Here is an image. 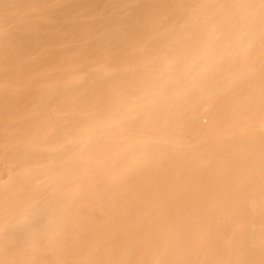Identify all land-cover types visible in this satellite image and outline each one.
<instances>
[{"label": "bare ground", "instance_id": "1", "mask_svg": "<svg viewBox=\"0 0 264 264\" xmlns=\"http://www.w3.org/2000/svg\"><path fill=\"white\" fill-rule=\"evenodd\" d=\"M0 28V264H264V0H0ZM208 108L225 135L168 131Z\"/></svg>", "mask_w": 264, "mask_h": 264}, {"label": "rangeland", "instance_id": "2", "mask_svg": "<svg viewBox=\"0 0 264 264\" xmlns=\"http://www.w3.org/2000/svg\"><path fill=\"white\" fill-rule=\"evenodd\" d=\"M58 1H59V0H58ZM60 1H61V0H60ZM52 2L56 3L55 1H52ZM54 3L51 4V5H55V6H53V7L55 8V7H56V4L58 5L59 3H56V4H54ZM49 5H50V4H49ZM51 5H50V6H51ZM61 5H62V4H60V5H58V6H60L61 8L64 7L63 5H62V6H61ZM58 6H57V7H58ZM48 7H49V6H48ZM48 7H47V9H48ZM61 8H58V9L60 10ZM55 9H56L57 11H59L57 8H55ZM55 9L51 8V10H54V11H55ZM48 10H49V9H48ZM61 10H63V9H61ZM61 10H60V11H61ZM65 10H66V9H65ZM63 12H64V10H63ZM63 12H59V13L61 14V13H63ZM57 13H58V12H57ZM74 16H76V15H74ZM76 17H78V15H77ZM76 17H75V18H76ZM79 18H80V21H78V23H80V22H82V21L85 22V20L82 19V16H81V15H79V17L76 18V20L79 19ZM83 18L85 19V17H83ZM81 19H82V21H81ZM87 19H90V18H86V20H87ZM88 21H89V20H88ZM72 22H76V23H77V21H75V20L72 21ZM69 23H71V22H69ZM82 23H83V22H82ZM164 24H165V23H164ZM164 24L162 23V26H161V27L166 26V24H165V25H164ZM66 25H68V23H67ZM163 25H164V26H163ZM1 27H4V29H3V28H0V30L3 29V30L1 31L2 33H3V32H6V31L9 32V30H7V26H6V25H2ZM65 27H66V26H65ZM70 27H71V26H70ZM73 27H74V26H73ZM73 27H72V28H73ZM161 27H160V28H161ZM66 28H68V27H66ZM72 28H71V29H72ZM5 29H6V30H5ZM72 30H73V29H72ZM7 32H6V33H7ZM65 33H66V32H65ZM66 34H67V33H66ZM215 38H216V39H217V38L220 39V38H221V35L217 34V35H215ZM217 40H218V39H217ZM59 41H60V42H62V41L65 42V40H62V41L59 40ZM54 42H56V41H54ZM57 42H58V41H57ZM63 42H62V43H63ZM44 43H47V44H48L49 42H44ZM62 43H59V42H58V45H59V44H62ZM147 43H148V42H147ZM51 44H53V43H49V45H51ZM55 44H57V43H55ZM73 44H75V43H73ZM52 46H53V45H52ZM55 46H56V45H55ZM56 47H57V46H56ZM56 47H53V48L56 49ZM50 48H52V47H50ZM34 55H35V54H34ZM34 55H33V56H34ZM256 55H260V54L258 53V54H256ZM257 57H259V56H257ZM227 74H228V73L224 74L223 76H226ZM18 83H19V82H18ZM18 83H17V82H15V83H11V85H14V84L17 85ZM128 83H130V82H128ZM22 84H23V85H22ZM18 85H19V86L21 85V86H20V87L18 86V88H17V87L14 85L15 88L20 89V88L22 87L21 89H24V87H26V84L24 85V82H23V83L21 82V84H18ZM14 86H13V87H14ZM127 86H128V85H127ZM127 86H126V89L128 88V90H127L128 93H126V94H130V92H132V91H130V90H132V89H131L132 87H130V85H129L128 87H127ZM8 87H9V85H8ZM11 87H12V86H11ZM11 87H10V88H11ZM15 88H12V89H15ZM26 88H27V87H26ZM195 88L198 89V88H200V87L197 86V87H195ZM120 91H122V90H120ZM123 92H124V91H122V93H123ZM125 92H126V91H125ZM122 93H121V94H122ZM223 93L225 94V91H224ZM226 93H227V91H226ZM228 93H229V92H228ZM228 93H227V94H228ZM121 94H120V92H119V95H121ZM124 94H125V93H124ZM229 94H230V93H229ZM229 94H228V96H229ZM222 95H223V94H222ZM225 95H226V94H225ZM225 95H224V96H225ZM216 96H217V95H216ZM224 96H223V98H225ZM226 96H227V95H226ZM126 97H127V96H126ZM204 97H207V98H204L205 100L202 98L203 101L199 102V104H202V106H205V107H206V104L203 105V103H208L207 105L209 106V104L213 102L212 104H210V105H212V106H211V109L213 108L214 101H215L216 104H217V103H219V101H220L221 98H222V96H219V97H220V98H219L220 100H218V102H217V100H215V99H216V98L218 99V97L215 98V95H214V96H213V95H210V96H208V95L206 96V95H205ZM128 98H129V97H128ZM204 101H205V102H204ZM208 106H207V107H208ZM214 106H215V104H214ZM200 107H201V105H200ZM207 107H206V108H207ZM198 108H199V106H198ZM209 108H210V107H209ZM209 108H208V109H205V110H207V111H205V112H208V114H207V113H202V111H201L202 114H200V115L197 114V118H196L195 116H196L197 111H196V109H194V110H195V113H193V115L195 114V115H194V118H193V116H192V117L190 116L191 119H192V118L195 119V120H193V119H192V120H193V121H196V122H195L196 124L199 122L200 124H198V125H199L200 127L203 126V127H201V128H203V130H202L203 133L201 132V130H200L201 128H200L199 126H195L196 128L194 127V125H193L194 122L190 119V117H189V119L187 120V117L184 116V115H183V116H184L183 118H184L186 121H185L183 118H181V117H180L181 119H180V118H179V119L177 118L178 121H176L177 119H174L175 121H174V120L172 121V120H171V117H170L171 122L169 121L170 124H168V125H171V124L174 123L175 125H176V124H179V125H181L182 127L185 125V126H184L185 128H186V125H188V127H187L186 129H184V127H183V128L180 127V128L182 129V131H179V130H181V129L178 128V125H177V127H176V126H174V124H173L171 127L168 128L169 130H168V129H167V130H168V131L171 130V132H172L173 134L176 133V131H179V133L182 132V133H184V135H185V134H186V135L189 134V132H193L192 134H194L196 137H197V136H198V137L200 136V138H203L202 136H204V138H205V133L207 132L208 134H211V135H208V137L206 136L207 138H209V136H210V138H211L210 140H212L213 138H217V137H219L218 135H221V132H222L223 130H226V131H227V128L229 127V122L227 123V124H228V127H227V124H226V126H225V121H224L223 123L221 122V120L223 121V120H226V119H221L220 122H221V124L224 125V128H223V127H222L223 125L221 126V125L219 124V123H220L219 121H218V123H216L217 121L215 122L214 120H212L211 118H209V115H210V114H209V113H210V112H209V111H210ZM199 109H200V108H199ZM12 110L15 111L14 108L11 109V111H12ZM190 110L192 111V109H190ZM201 110H202V108H201ZM208 110H209V111H208ZM187 111H188V110H187ZM191 111H189V112H191ZM9 112H10V111H9ZM9 112H8V113H9ZM15 112H16V111H15ZM15 112H13V113H15ZM189 112H185V113H186V114H187V113L189 114ZM191 113H192V112H191ZM191 113H190V114H191ZM10 114H11V113H10ZM186 114H185V115H186ZM188 114H187V115H188ZM210 116H211V115H210ZM2 117H3V115L0 117V119H1ZM185 117H186V118H185ZM4 118H5V116H4ZM173 118H174V117H173ZM167 119H169V118H167ZM182 119H183V120H182ZM1 120H3V119H1ZM197 120H198V121H197ZM210 120H211V122H213V127L215 126L214 124L216 123V124H218V125H216L217 127L220 125L222 128H221L220 126H219V128H217V127L215 126V128L211 129V127H210V124H211ZM227 120H228V119H227ZM165 121H167V120L165 119ZM229 121H231V119H229ZM234 121H235V120H233V122H234ZM172 122H173V123H172ZM175 122H177V123H175ZM233 122H232V123H233ZM244 122L246 123V121H244ZM255 122H256V121H255ZM167 123H168V122H166V124H167ZM232 123H231V124H232ZM196 124H195V125H196ZM233 124H234V123H233ZM247 124L250 125L251 123L249 124V123L247 122ZM252 124H254V122H253ZM173 126H174L175 128H173ZM189 126H190L191 128H190ZM204 126H205V127H204ZM211 126H212V124H211ZM192 127H194V130L197 129V127H199V128H198L199 130H195V131L193 130V131H191V130H192ZM231 127H232V126H231ZM131 128H132V127H129V129H131ZM136 128H137V127H136ZM170 128H172V129H174V130L172 131V129H170ZM177 128H178V129H177ZM205 128H206V129H205ZM216 128H217V129H216ZM220 128H221V129H220ZM225 128H226V129H225ZM229 128H230V127H229ZM229 128H228V129H229ZM121 129H123V128H120V130H121ZM133 129H134V127H133ZM133 129H132V130H133ZM204 129H205L206 131H204ZM124 130L126 131L127 129L125 128ZM139 130H140V129H139ZM146 130H147V129H146ZM146 130L143 129V130H141V131H146ZM157 130H158V129H157ZM165 130H166V129H165ZM167 130H166V132H168ZM175 130H176V131H175ZM185 130H186V131H185ZM188 130H189V131H188ZM218 130H221V131H218ZM114 131H115V130H114ZM116 131H117V132H120V134L118 133L120 136H123V134L125 133V131H124V133L121 135V131L123 132V130H121V131L116 130ZM130 131H131V130H130ZM137 131H138V130H137ZM141 131H140V132H141ZM149 131H150V130H148L147 132H149ZM159 131H162V130L159 129L158 132H159ZM217 131H218V134H217ZM228 131H229V130H228ZM133 132H135V131L129 132V130H128V132H126V133H129V134L131 133L130 135H132V134H133V135H135V134L137 135V132H135V133H133ZM147 132H146L145 135H147ZM153 132H154V131H153ZM158 132H157V133H158ZM166 132H165V133H166ZM171 132L166 133V134L171 135V134H172ZM187 132H188V133H187ZM196 132H198V134H197ZM229 132H230V131H229ZM229 132H228V133L226 132L227 134H229L228 136H232L231 134H232L233 132H231V134H230ZM126 133H125V134H126ZM151 133H152V132H151ZM170 133H171V134H170ZM179 133H178V135L181 137V136H182V133H181V134H179ZM195 133H196V134H195ZM201 133H202V134H201ZM207 133H206V135H207ZM219 133H220V134H219ZM138 134H139V133H138ZM141 134H144V132H141ZM152 134H154V133H152ZM173 134H172V136H178V135H173ZM216 134H217V135H216ZM233 134H235V133H233ZM133 135H132V136H133ZM139 135H140V134H139ZM148 135H149V134H148ZM184 135H183V136H184ZM213 135H214V136H213ZM215 135H216L217 137H216ZM222 135H225V132H224ZM222 135H221V136H222ZM132 136H131V138H129V139H132V138H133ZM172 136H169V137H172ZM183 136H182V137H183ZM188 136H191V135L189 134V135H187V137H188ZM195 136H194V137H195ZM129 137H130V136H129ZM135 137H136V136H135ZM135 137H134V138H135ZM192 137H193V135H192ZM192 137H191L190 141L192 140ZM194 137H193V138H194ZM198 137H197V138H198ZM126 138H128V137H126ZM204 138H203V139H204ZM207 140H209V139H206V141H207ZM199 144H200V143H199ZM192 147H193V146H192ZM195 147H196V146H194L193 148L195 149ZM199 147H200V146H198L197 149H199ZM183 148H184V147H183ZM187 148H188V147H187ZM187 148L183 149L184 152H185V157H186L187 155H189V151H191V149H192V148H191V149L189 148L190 150L188 151V153H187V155H186V152H187V151H185V150H186ZM194 149H193V150H194ZM200 149H201V148H200ZM200 149H199V150H200ZM201 150L204 152V153H202L203 158H206V157H204L205 150H203V148H202ZM197 151H198V150H197ZM184 152H183V153H179V154L181 155L180 157L184 158V156L182 155V154H184ZM199 152H200L199 154H201V151H199ZM262 152H263V151H262ZM260 154H261V153H260ZM262 155H263V154H262ZM205 156H207V154H206ZM213 156H214V155H213ZM223 156H224V155H223ZM223 156H222V158L225 157V156H224V157H223ZM258 156H259V155H258ZM187 157H188V156H187ZM211 157H212V156H211ZM215 157H217V159H218V158H220L221 156L219 157V155H218V156L216 155ZM215 157H214V159H215ZM259 157H260V160H259V164H260V163H261L260 161H263V160H264V158H263L264 156L261 157V155H260ZM169 158H170V157L168 156V161H169ZM171 158H172L173 160L175 159L174 156L171 157ZM171 158H170V159H171ZM262 158H263V159H262ZM209 159H210V157H209ZM217 159H215V162H214L216 166H217L216 162H218L219 160H222V159L220 158L218 161H216ZM248 159H249V158H248ZM168 161L166 160L165 162H167V163L170 162V163H171V161H169V162H168ZM174 161H175V160H174ZM174 161H172L173 163L169 164V166L172 165V166H171L172 171L177 170V169H178L177 171H180V170H182V166L184 165L185 167L183 168V171L186 169V170L184 171V172H186L187 169H188V166L191 167V166H190L191 163L188 165V164H185V163L183 162V165H182V163L179 161V162L181 163L182 166L180 165L181 168H178V167H179V165L177 164L178 161H176L175 163H176L178 166L174 169V167H173ZM210 162H213V160L211 159ZM210 162H209V163H210ZM249 162H251V164H250ZM249 162H247V163H249L250 166H251L253 163H255V162L252 163V161H249ZM209 163H206V164H209ZM214 163H213V164H214ZM176 164H174V165L176 166ZM206 164H203V165L205 166ZM245 164H246V163H245ZM245 164H244V166H245L244 169H246V166H247V165H245ZM259 164H258V165H259ZM167 165H168V164H167ZM167 165H166V167H167ZM193 165H195V164H192V166H193ZM258 165L256 166V164H255V167H258V168H259ZM260 165H262V163H261ZM263 165H264V161H263ZM218 166H219V164H218ZM248 166H249V165H248ZM250 166H249V167H250ZM166 167H165V168H166ZM201 167H202V166H201ZM206 167H209L208 170L211 171L210 167L213 168L214 166H213L212 164H210L209 166H206ZM249 167H248V169L251 168V167H250V168H249ZM252 167H254V165H252ZM255 167L252 168V169L257 170L258 168H255ZM263 167H264V166H263ZM263 167L260 166V169H262ZM167 168H168V167H167ZM191 168H192V167H191ZM198 168H199V166H198ZM168 169H169V168H168ZM203 169H206V168H203ZM213 169L215 170L216 167H214ZM240 169H241V168H240ZM240 169H239L240 172H239V171H236V172H238V173H240L241 175L244 176V172H245V171L243 172L244 169H241L243 174L241 173V170H240ZM248 169H246V172H247ZM252 169H251L250 171H252ZM260 169H259V171L257 170V172L254 170V172H255V173H259V172H261V173H262V172L264 171V169H263V171L260 170ZM166 170H167V169H165L164 171H166ZM201 170H202V168H201ZM169 171H171V169H170ZM183 171H182V172H183ZM204 171H205V170H204ZM204 171H203V172H204ZM206 171H207V169H206ZM250 171H249V172H250ZM167 172H168V170L164 173V174H166L165 177H164V174H163V177H162V178L167 179V177L170 176V175H167ZM174 172H175V174H177V175H178V173H179V172L177 173L176 171H174ZM174 172H173V173H174ZM236 172H235V174H237ZM246 172H245V173H246ZM252 172H253V171H252ZM254 172H253V175H254V176L258 175V174H254ZM170 173H172V172H169V174H170ZM204 173H205V172H204ZM175 174H174V175H175ZM180 174L183 175L184 173H181V171H180V173H179L178 178L181 177V179H182V175H180ZM220 174H221V173H220ZM161 175H162V174H161ZM184 175H185V174H184ZM233 175H234V174H233ZM237 175H238V174H237ZM245 175H246V174H245ZM253 175L251 176V178H250V175H249V178H250V180L253 181V182L251 181V183H254V186H255V187H250L251 183H247V185H248V186H247L245 182H244V183H245V186H246L245 189L243 188L244 185H243V186H242V184L239 185V186H241V190H242V188H243L244 193H245L246 190L249 191V187H250V189L253 188L252 191H253V192H257L258 194L260 193V192H258V190H260V191L262 190V188H261L262 185H261V184H264V181H263L264 179H262V177H261L262 174H260V177H261V178L258 177V176H256V177H258V179L255 178ZM159 176H160V175H159ZM166 176H167V177H166ZM196 176H197V174H196L194 177H191V180H192V181L194 180V182H193L192 184H197L198 181H197L196 179H194V178H196ZM247 176H248V173H247L246 177H244V179H242V178H243L242 176H241L242 178H240L239 175H238L237 177H236V175H235V177H236V181H237V178L239 177L238 179H241V181L243 182V180H245V178H247ZM263 176H264V174H263ZM170 177H171V176H170ZM174 177H177V176L175 175ZM201 177H202V176L200 175V178H201ZM204 177H205V176H204ZM252 177L255 178V179H257V180H254ZM192 178H193V179H192ZM4 179H5V178H4ZM4 179L2 180V182L5 181ZM160 179H161V178L159 177L158 180L163 182V179H161V180H160ZM170 179H171V178H170ZM175 179H176V180H175ZM175 179H174V180L177 181V178H175ZM201 179H202V178H201ZM201 179H199V181H200L201 183L198 182V184H202L200 187H201V188L203 187V189H204V184H203V182H204L205 179H204V180L202 179L203 181H201ZM231 179H234V178H231ZM247 179H248V178H247ZM7 180H8V178H7ZM7 180H6V181H7ZM158 180H157V181H158ZM186 180H187V179H186ZM227 180H229V179H227ZM261 180H262V181H261ZM157 181H156V182H157ZM159 181H158V183H159ZM164 181H167V180H164ZM169 181H170V180H169ZM172 181H173V180H172ZM189 181H190V180H189ZM192 181H190V182H192ZM195 181H196V182H195ZM205 181H206V180H205ZM233 181H234V180H233ZM233 181H232V182H233ZM239 181H240V180H239ZM239 181H238V182H239ZM241 181H240V183H242ZM245 181H247V180H245ZM248 181H249V180H248ZM254 181H255V182L257 181L258 183H255ZM162 182H161V183H162ZM226 182H227V181H226ZM229 182H230V180H229ZM229 182H228V183H229ZM232 182H230L231 185H232ZM163 183H164V182H163ZM204 183H205V186H206V187H205V188H206L205 190L210 189L211 186L209 187V185H208V183H210V182L207 183V181H206V182H204ZM240 183H239V184H240ZM244 183H243V184H244ZM165 184H168V183H165ZM169 184H170V183H169ZM237 184H238V183H237ZM249 184H250V185H249ZM255 184H256V185H255ZM236 186H238V185H236ZM236 186H235V187H236ZM252 186H253V184H252ZM263 186H264V185H263ZM137 187H138V189H137ZM208 187H209V188H208ZM232 187H233V185H232ZM235 187H233L234 190H235L236 188H237V189L239 188V187H236V188H235ZM168 188H169L171 191H172V190H174V191L176 190L175 187L172 189V188H170V187L168 186ZM198 188H199V186L193 188V189H195V190L197 191V192L195 193V194L197 195V196H196V199H199V197H200V198H207V197H208V196H207V195H208V192L205 193V190H202L201 188L198 189ZM230 188H231V186H230ZM139 189H140L139 186H136V187H133V188L131 187V188H130L131 191H135V190H136V191H140L142 188H141L140 190H139ZM160 189H161V188H160ZM189 189H190V188H189ZM193 189H190V190H193ZM237 189H236V190H237ZM255 189H258V190H255ZM263 189H264V187H263ZM190 190H189V191H190ZM195 190H194V192H195ZM200 190H201L202 192H204L206 196L202 195L203 193H201ZM241 190H240V188H239L238 191L240 192ZM243 190H242V191H243ZM167 191H168V190H167ZM207 191H208V190H207ZM250 191H251V190H250ZM263 191H264V190H263ZM194 192H193V195H195ZM198 192H200V193H198ZM190 193L192 194V191H191ZM248 193H249V195H250L252 192H248ZM248 193L246 192V194L244 195V197L249 196V195H247ZM253 194H255V193H252V194H251V196H250L251 198L253 197ZM261 194H262V191H261ZM261 194H259V197H260ZM161 195H162V194H161ZM170 195L174 196L173 198H185V197L188 198V197H189L188 195H187V196H183V195H186V194L180 195V197H179L178 194H177L178 197H176L175 194H170ZM193 195H192L191 199H194V196H193ZM256 195H257V194H256ZM133 196H135V195H133ZM133 196H130V197H133ZM136 196H137V195H136ZM136 196L133 197V198H135V199H136V198L138 199V197L141 198L140 195H138L137 197H136ZM156 196H157V195H156ZM156 196H154V197H156ZM158 196H159V195H158ZM163 196H165V198L163 197L164 199H166V198L168 197V196H166V195H163ZM181 196H183V197H181ZM202 196H204V197H202ZM210 196H211V195H210ZM210 196H209V197H210ZM213 196H215V195H213ZM257 196H258V195H257ZM130 197H128V198H130ZM159 197H160V196H159ZM159 197H158V198H159ZM197 197H198V198H197ZM211 197H212V196H211ZM215 197H216V196H215ZM215 197H214V198H215ZM217 197H218V196H217ZM232 197H233V196H232ZM235 197H236V196H235ZM241 197H243V196L241 195ZM244 197H243V199H247V198H249V197H246V198H244ZM259 197H255V198L253 197V198H254V199H257V198H258V200H259ZM261 197H262V195H261ZM261 197H260V200H262ZM133 198H132V200H133ZM158 198H157V199H158ZM168 198H169V197H168ZM168 198H167V199H168ZM170 198H172V197L170 196ZM189 198H190V197H189ZM238 198H239V197H238ZM262 198H264V195H263ZM135 199H134V200H135ZM159 199H161V198H159ZM240 199H242V198H240Z\"/></svg>", "mask_w": 264, "mask_h": 264}]
</instances>
